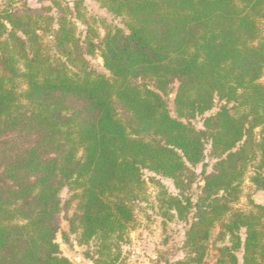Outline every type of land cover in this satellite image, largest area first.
<instances>
[{"label": "trees", "instance_id": "obj_1", "mask_svg": "<svg viewBox=\"0 0 264 264\" xmlns=\"http://www.w3.org/2000/svg\"><path fill=\"white\" fill-rule=\"evenodd\" d=\"M99 2L125 20L103 38L91 27L77 35L83 0L57 17L43 13L53 8L0 11V264H74L57 242L66 187L77 200L70 233L97 245L93 264H118L143 170L183 197L161 200L190 222L191 256L180 264H204L215 233L229 242L215 248L217 264H264V206L233 207L253 165L251 182L264 190V0ZM96 52L108 75L90 66ZM216 101L225 104L206 116ZM201 164L193 203L184 192Z\"/></svg>", "mask_w": 264, "mask_h": 264}, {"label": "rangeland", "instance_id": "obj_2", "mask_svg": "<svg viewBox=\"0 0 264 264\" xmlns=\"http://www.w3.org/2000/svg\"><path fill=\"white\" fill-rule=\"evenodd\" d=\"M76 0H0V11L6 9H24L29 8L33 10H45L53 8L51 12L44 11L45 15L53 17L58 16L59 8L73 7ZM58 2L61 7L55 5ZM83 16L81 20H76L72 17L77 28V35L85 39L88 27H91L95 33L100 37H104L109 28L119 27L124 28V18H117L113 16L106 9H104L99 0H83L80 8ZM261 38H264V26H261ZM53 43L51 34L45 36V44L50 46ZM90 66L97 73L107 74L104 69V62L99 53L96 52L89 57ZM264 85V76L260 80ZM18 83V92L25 91L26 87L21 82ZM177 91V84L170 87L167 100L169 108L174 113L173 100ZM225 102H215L214 108L206 116L215 113L223 106ZM234 104H229L232 108ZM205 116V117H206ZM124 117V116H122ZM205 117H198L194 119L192 124L198 129L203 128V120ZM210 146L207 145L205 173L213 172L214 159L210 155ZM203 165H199L194 169L197 178L191 192H184V196L191 197L193 203L197 202L203 187ZM254 165L251 166L244 177L242 184V193L238 201L234 204V208L248 212L252 205L251 202L264 206V190L258 189L252 182L251 177L254 173ZM142 179L145 183L144 192L140 195L138 200L132 204L135 212V223L131 226V230L127 234V241L120 243V261L118 264H180L187 262L191 256L189 248L186 246V233L190 222L180 220L174 211L168 213L162 207L161 200L167 198L168 195L183 199L180 190H178L174 182L170 179L163 178L153 174L149 170L142 171ZM196 191V196L193 191ZM74 191L70 187L64 188L60 197L62 200L63 211L60 215V231L57 235V242L60 244L62 253L68 257L74 264H93L89 256L96 257L97 245L92 243L89 246H84L80 243L79 234H71L69 228L68 218H70L76 208L77 200L71 201ZM68 201H71L69 204ZM67 203V204H66ZM191 216L189 217V219ZM63 233L68 235V240H64ZM228 239L224 241L216 240V233L212 236L208 243L209 250L205 257L204 264H217L216 247L228 245ZM239 259L242 260V252L238 254Z\"/></svg>", "mask_w": 264, "mask_h": 264}, {"label": "water", "instance_id": "obj_3", "mask_svg": "<svg viewBox=\"0 0 264 264\" xmlns=\"http://www.w3.org/2000/svg\"><path fill=\"white\" fill-rule=\"evenodd\" d=\"M193 195L196 196V191L195 190L193 191Z\"/></svg>", "mask_w": 264, "mask_h": 264}]
</instances>
